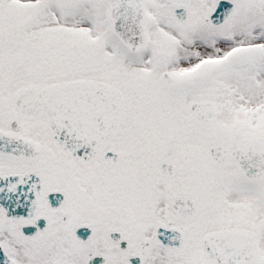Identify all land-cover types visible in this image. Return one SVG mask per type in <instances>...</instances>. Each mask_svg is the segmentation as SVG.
<instances>
[{
    "label": "snow or ice",
    "instance_id": "snow-or-ice-1",
    "mask_svg": "<svg viewBox=\"0 0 264 264\" xmlns=\"http://www.w3.org/2000/svg\"><path fill=\"white\" fill-rule=\"evenodd\" d=\"M0 264H264V0H0Z\"/></svg>",
    "mask_w": 264,
    "mask_h": 264
}]
</instances>
